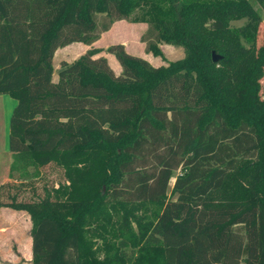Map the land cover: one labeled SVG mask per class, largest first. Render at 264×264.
Listing matches in <instances>:
<instances>
[{"label": "trees", "instance_id": "trees-1", "mask_svg": "<svg viewBox=\"0 0 264 264\" xmlns=\"http://www.w3.org/2000/svg\"><path fill=\"white\" fill-rule=\"evenodd\" d=\"M118 19L184 57L154 65L115 42L120 73L91 47L53 78L57 48ZM262 20L251 0H0V93L17 100L0 206L30 213L33 264H264ZM51 161L71 182L39 195Z\"/></svg>", "mask_w": 264, "mask_h": 264}, {"label": "rangeland", "instance_id": "rangeland-1", "mask_svg": "<svg viewBox=\"0 0 264 264\" xmlns=\"http://www.w3.org/2000/svg\"><path fill=\"white\" fill-rule=\"evenodd\" d=\"M255 4V7L258 8L262 14V23L258 35V44H261L264 38V9L261 7V5L258 3L257 0H251ZM100 18H102V15H100ZM246 21V18H240V19H235L231 22L232 25L234 26H240L244 24ZM143 22V21H142ZM146 24L141 25V24H135L133 22H130L128 19H123L117 22L115 26V30L113 33H110L106 35L102 41H100L101 50L98 52V54H104L106 56H111V60H108L113 68H115L116 73H120L122 70V66L120 62L118 61L117 57L115 54L110 53L107 51V47L115 42H118L121 38L127 39V41L130 43L129 48L131 49L132 53L137 54V55H142L143 57L147 58L152 62L154 65H160V64H168L170 61L177 60L180 58L184 57L185 50L182 45H176V44H171V43H166V42H161L162 43V50H163V55H155L152 52H146L145 47H144V42L141 41V36H142V31L143 28ZM141 35V36H140ZM82 41H77L74 46H69L63 49H59L55 52L54 56V65H55V71L53 78L56 80L58 78V69L61 66V63L63 61H68L71 62L77 57H79L82 53L86 52L89 47L86 46V44ZM92 47H95L92 45ZM97 54V55H98ZM111 54V55H110ZM120 67V68H119ZM262 84H263V93H264V77L262 78ZM12 100H15L12 96H9ZM16 101V100H15ZM7 144H9V138L7 139ZM95 163V162H94ZM94 163H91V168L93 170V177H97L98 175L100 176L103 172L102 166L98 163L95 165ZM90 166L87 163H83V166ZM93 165L95 167H93ZM68 167L64 164H57L54 161H51V163L45 165L42 167L43 174L41 177H38L36 179V190L39 195L44 194L45 188L44 185H48L51 187L53 184H56L58 186L59 182H63L66 184H70V179L68 176L65 174V171ZM180 172V169H177L174 173L178 174ZM0 173H2L0 171ZM1 176V175H0ZM92 174H83V177H85V181L88 182L87 184L81 185L78 187L77 190V195H83L84 197H88L92 191V182L90 183V178ZM175 176L171 180V186L174 183ZM90 183V184H89ZM80 188V189H79ZM75 191L74 188H70ZM69 189V190H70ZM62 188L60 189L61 192ZM59 191L57 192L58 196L62 198L61 195L64 196V194L60 193ZM38 196L33 193V190H30L29 188L25 191L22 192L21 198H37ZM67 198H70L71 196H65ZM74 197V196H73ZM81 197V196H80ZM79 197V198H80ZM64 198V197H63Z\"/></svg>", "mask_w": 264, "mask_h": 264}, {"label": "crops", "instance_id": "crops-1", "mask_svg": "<svg viewBox=\"0 0 264 264\" xmlns=\"http://www.w3.org/2000/svg\"><path fill=\"white\" fill-rule=\"evenodd\" d=\"M120 20L123 19L115 20L112 26L108 30L103 31L101 36L92 44H87L84 42L86 46L89 48H91L92 45L95 47H100V41H102L106 35L114 32L115 26ZM133 23L141 25L146 24L143 28L142 34L148 27L146 22L140 21ZM76 42L77 41H74L67 45L61 46L57 48V50L74 46ZM118 42L124 43L126 49L132 53L131 49L129 48L130 43L127 41V39L121 38L118 40ZM160 45L162 46V43H160ZM97 54L98 53H96L94 56L101 55ZM108 57L109 60H111V56H107V58ZM9 96L11 95L7 93H0V171L2 172L0 173V184L8 179L9 167L13 157L12 151L10 150V141L9 144H7V139L10 137V118L17 100L15 98L14 99L16 101L12 100L9 98ZM32 226L33 221L31 219L30 213L27 210L17 209L10 206H0V264H33V237L31 233Z\"/></svg>", "mask_w": 264, "mask_h": 264}, {"label": "water", "instance_id": "water-1", "mask_svg": "<svg viewBox=\"0 0 264 264\" xmlns=\"http://www.w3.org/2000/svg\"><path fill=\"white\" fill-rule=\"evenodd\" d=\"M219 58H221V54L217 53L216 51H213V59L218 60Z\"/></svg>", "mask_w": 264, "mask_h": 264}]
</instances>
